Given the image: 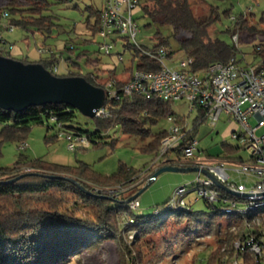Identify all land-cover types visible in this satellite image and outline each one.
Returning <instances> with one entry per match:
<instances>
[{"label":"rangeland","instance_id":"374dc122","mask_svg":"<svg viewBox=\"0 0 264 264\" xmlns=\"http://www.w3.org/2000/svg\"><path fill=\"white\" fill-rule=\"evenodd\" d=\"M47 2L48 7L45 14L53 18L54 24L51 33L43 34L34 28L26 30L16 28L8 22L10 16L3 18L0 28L2 53L11 54V44L16 45L18 49L11 56L19 61L24 60L23 56H27L32 50H43L45 53L39 52L43 57H49L50 53L53 52L57 57L73 60L70 71L83 75L99 68L104 73V64L112 65L115 66L116 72L110 81L125 83L130 79L132 72L137 69L139 61L134 57V49L127 45L131 44L145 49L153 47L156 42L154 38L158 26L155 24L148 26L151 22L150 19L138 9L136 21L139 32L136 39L119 35L109 37L107 42L113 45V50L111 55H106L100 50V44H103L104 40L98 37V33L93 35L91 29L88 28V24L93 25L95 22V12H102L103 0H47ZM209 2L220 7L221 15L220 22L210 29L212 36L219 37L236 46L239 65L256 66L261 62L264 63L262 56L257 54V48L264 45V0L198 1L194 6L197 16L203 17L207 14V3ZM7 5L8 0H0L1 8H6ZM228 9L230 11L226 14L225 10ZM240 14L247 16L248 25L235 30L232 37L226 30L233 28L236 17ZM13 16L17 18L16 15ZM10 25H13V31L8 30L7 26ZM161 32L164 37H168L171 29L168 27L161 28ZM184 36L185 33L182 32L178 38H184ZM235 37H237V41H235ZM1 38L5 42H2ZM171 43L175 53L166 59L165 63L171 68H178L179 63L186 60L187 57L183 52L177 51V46L172 39ZM20 50L24 52L23 55L18 53ZM74 62L77 65L73 64ZM54 71L57 73L56 68ZM170 112L172 115L187 117L189 107L183 101H177L171 105ZM194 116H190L188 120L192 122ZM227 120L228 117L223 115L215 128L206 122L198 127L196 138L199 141V148L206 155L217 157L225 153L226 146L238 145V142L232 138L231 132L238 130L239 126L236 122L230 123ZM251 123L255 125V121ZM69 126L83 131H94L93 119L85 117L79 111L76 112L75 119ZM168 127L169 123L163 119L158 125L148 127L151 136L145 138L124 134L121 126H117L103 136L101 145L95 146L88 140L90 143L88 147H77L76 150L70 151L68 142L63 135L66 132L60 133L53 120L49 121L44 118L43 124L31 125L23 141L16 139L0 143V166L12 167L19 156L24 155L29 160L40 159L45 168L58 165L76 169L81 173L86 170V172L100 178H108L117 174L121 167L133 169L139 172L128 181L110 187L92 186L93 193L106 199L128 198L136 190L140 188L142 190L150 183L146 182V178L149 176H142L141 174L155 160L159 148L153 151L148 147V144L156 134ZM262 132L263 130H260L258 134ZM113 141L115 144H112ZM22 146H24L23 149ZM239 152L240 155L246 157V153L242 149ZM26 171L34 172L35 170L27 169ZM196 176L197 174L194 172H164L159 174L157 180L150 183L146 190L136 198L140 202V207L132 209V214L136 217H151L154 215L156 207L163 206L178 187L190 183ZM231 176L249 188L255 182L254 178L244 175L231 173ZM134 179L140 180L133 187H128L129 182ZM78 182L82 185L80 181ZM193 196L194 192L188 194L190 198ZM191 208L194 213L192 216H189L188 212L180 215L181 222H175L179 213L170 214L168 217L163 216L157 221L162 225L160 230L139 238L134 232L130 233L126 230L127 216L118 213V227L119 231L123 232V236L120 233L121 236L96 241L91 247L62 264H209L211 252L221 246L219 238L224 235L223 229H226L235 217L216 213L204 200L195 203ZM167 218H169L168 221ZM220 227H222V232ZM133 235L134 237L130 238ZM126 244L130 246L134 258H138L137 261L127 263L128 253L124 248ZM240 260L243 261V258L240 257Z\"/></svg>","mask_w":264,"mask_h":264},{"label":"trees","instance_id":"16d2710c","mask_svg":"<svg viewBox=\"0 0 264 264\" xmlns=\"http://www.w3.org/2000/svg\"><path fill=\"white\" fill-rule=\"evenodd\" d=\"M198 1L206 0H146L139 11L150 19L148 26L155 24L158 27L154 38L155 44L145 50L154 51L164 46L171 57L175 53L172 48V39L177 46V51L183 52L187 58L193 60L194 71L206 69L214 63H228L232 59L239 63L236 46L210 33V29L220 22V7L209 2L207 14L200 17L194 10ZM19 6L26 8L22 9ZM47 7V0H8L6 8L0 7V28L4 13L8 12L10 16L8 22L16 28L25 30L34 28L38 32L49 34L54 24L53 18L45 14ZM7 9L9 11H5ZM90 9L93 11L92 8ZM229 11V9L225 10V13L228 14ZM95 15L94 24H88L93 35L98 33L101 11L95 12ZM247 23V16L240 14L236 17L233 28H228L226 32L233 37L235 30H239L244 25L247 26ZM165 27L171 29L168 37H164L161 32V28ZM182 32L185 33L184 38H178ZM127 46L134 49V57L139 59L137 69H158V64L150 61L143 54L144 48L131 44ZM257 54L262 56L264 62V45L257 48ZM0 56L12 58L10 53H2L1 49ZM21 61L39 63L55 76L83 77L90 84L100 88H105L106 83L115 75V70L102 73L101 68L93 69L85 75L71 71L67 75H58L54 67L59 60L55 56L37 62ZM73 64L77 65L76 62ZM248 66L251 65L246 67ZM172 104L137 95L131 97L120 95L118 99L107 98L105 109L109 114L93 119V132L69 126L74 121L77 110L68 105L46 104L40 107H29L22 112L5 111L0 108V143L16 139L23 141L31 125L43 124L44 118L53 120L60 133H73L76 136L86 137L95 146L101 145L103 136L117 126H121L124 134L148 138L151 136L148 127L158 125L172 114L170 112ZM164 136L165 131L156 134L148 147L153 151L157 150ZM112 144H115L114 141ZM239 151H241L240 146L228 145L225 147L224 154L212 158L242 159ZM208 157L211 156L208 155ZM27 169L35 171L27 172ZM138 172L121 167L117 174L100 178L86 170L81 173L76 169L58 165L45 168L40 159L29 160L24 155H20L12 167L0 166V264L67 262L71 257L91 247L96 241L112 239L120 233L122 235L123 232L119 231L117 222L118 213L130 215L133 218L134 222L127 225L126 230L130 233L134 232L138 238L160 230L162 225L157 221L163 216L168 217L170 214L179 213L175 222H181L180 215L187 212L189 216L194 214L192 210L168 211L162 215L154 213L151 217H136L130 211L126 201L137 194L141 188L128 198L106 199L95 193L88 194L66 179H51L46 176L75 178L85 186L87 191L92 192V186L110 187L130 180ZM19 177L21 178L12 182ZM209 206L216 213L223 214L220 206ZM244 227L245 222L242 217L237 216L226 229H223L224 235L219 238L221 246L211 252L209 264H223L225 259L230 262L236 257L233 244L239 236L243 235ZM221 229L222 227L220 231ZM121 242L123 243L122 239ZM124 248L128 253L127 263L137 261L138 258H134L130 246L126 244ZM243 261L256 264L248 254L243 257Z\"/></svg>","mask_w":264,"mask_h":264},{"label":"built area","instance_id":"2783aa9c","mask_svg":"<svg viewBox=\"0 0 264 264\" xmlns=\"http://www.w3.org/2000/svg\"><path fill=\"white\" fill-rule=\"evenodd\" d=\"M145 1L104 0L98 31V37L104 40L100 44L104 54L111 55L113 50V45L107 42L109 37L119 35L136 39L139 32L136 12ZM8 17L9 14L5 12L4 18ZM7 28L14 30L13 25ZM143 54L158 64V69H136L123 84L108 81L104 88L107 98L137 95L171 103L183 101L189 107V115L181 117L170 114L166 117L169 127L164 130L165 136L155 160L141 175H148L146 182L153 183L157 180L155 174L166 165L197 169L194 172L196 178L178 187L163 206L156 207L155 214L190 211L201 200L208 205H218L223 214L235 218L240 216L245 222L243 235L234 242L236 257L230 262L225 259L223 264H248L240 260L247 254L256 264H264V63L246 67L232 59L228 63H214L206 69L194 71L191 58L182 60L178 68L167 66L165 61L169 58V52L164 46L154 51L143 49ZM108 114L104 107L97 117ZM192 115L195 116L190 122L188 119ZM223 115L228 117V122H236L239 126L238 130L231 132V136L246 153L242 159L208 157L199 148L196 138L198 127L206 122L215 128ZM252 121H255V125ZM260 130L263 132L258 134ZM63 135L70 151L90 145L86 137L73 133ZM231 173L254 178L255 182L249 188L232 177ZM139 180L130 181L128 187H133ZM193 192L194 196L188 197ZM128 205L131 211L138 209L140 202L135 199ZM126 216L125 226L134 222L133 218Z\"/></svg>","mask_w":264,"mask_h":264},{"label":"water","instance_id":"95a60500","mask_svg":"<svg viewBox=\"0 0 264 264\" xmlns=\"http://www.w3.org/2000/svg\"><path fill=\"white\" fill-rule=\"evenodd\" d=\"M106 98L107 95L103 88L90 84L83 77L55 76L39 63H24L13 58L0 56V108L5 111L22 112L29 107L64 104L74 108L89 119H95L97 113L104 107ZM195 171L197 169L166 166L161 168L155 176L157 177L164 172L188 173ZM205 174L212 178L208 173ZM46 176L51 179H66L82 191L94 195L75 179L55 175ZM213 180L219 187L225 189L221 183ZM149 185L150 183L126 203L136 199ZM233 194L238 195V193Z\"/></svg>","mask_w":264,"mask_h":264},{"label":"crops","instance_id":"0c3cea01","mask_svg":"<svg viewBox=\"0 0 264 264\" xmlns=\"http://www.w3.org/2000/svg\"><path fill=\"white\" fill-rule=\"evenodd\" d=\"M104 2V0H103ZM1 41L2 42H5V40L3 38H1ZM12 45V48H11V55L13 56V53L16 52L18 49L16 48L17 46L14 45V44H11ZM48 52V51H46ZM19 54H24V52L22 50H20L18 52ZM45 53V52H44ZM43 54V53H42ZM51 56H55L59 61L57 63V65L54 67L57 69V74L58 75H67L69 72H70V65H72L71 59H63L62 57H57L53 52L50 53V56L49 57H43L40 53H39V50H32L28 53L27 56H23V59L24 60H28L30 62H37L41 59H48V58H51ZM80 56V55H78ZM70 60V61H69ZM104 69L105 71H113L115 70L116 72V68L115 66H112V65H107V64H104ZM132 75V74H131Z\"/></svg>","mask_w":264,"mask_h":264}]
</instances>
